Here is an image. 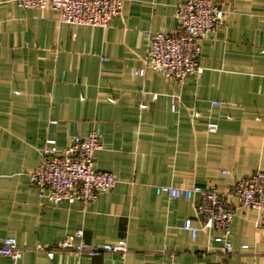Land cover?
I'll use <instances>...</instances> for the list:
<instances>
[{
    "label": "crops",
    "instance_id": "1",
    "mask_svg": "<svg viewBox=\"0 0 264 264\" xmlns=\"http://www.w3.org/2000/svg\"><path fill=\"white\" fill-rule=\"evenodd\" d=\"M182 1L125 0L102 29L0 0V246L14 238L18 264H163L169 254L175 264H264L256 228L264 210L230 200L233 251L225 254L214 230L192 239L182 229L187 219L198 225L194 202L154 191L214 186L226 193L236 179L264 172V0H217L223 19L200 40L202 73L183 86L151 70L134 74L144 68L149 37L177 30ZM93 131L102 145L95 168L115 177V189L86 206L38 198L30 175L46 141L61 154L72 137ZM80 230L74 245L125 241L127 253L66 249L49 259L37 250ZM0 264L9 260L0 256Z\"/></svg>",
    "mask_w": 264,
    "mask_h": 264
},
{
    "label": "built area",
    "instance_id": "2",
    "mask_svg": "<svg viewBox=\"0 0 264 264\" xmlns=\"http://www.w3.org/2000/svg\"><path fill=\"white\" fill-rule=\"evenodd\" d=\"M21 9L54 11L63 24L88 26L106 29L122 9L125 0H13ZM176 16L178 28L172 33L158 32L149 37L147 56L144 68L134 74L143 76L145 70H151L167 81L183 86L186 80L194 75H200L199 65L201 46L200 40L207 37L218 22L223 19V11L217 0H185L177 4ZM156 96H153L155 99ZM219 106L220 102L213 101ZM171 109H175V100L171 101ZM208 131H217L216 123H209ZM99 134L93 131L86 136L77 135L70 139L61 154L55 147L54 140H47L42 151L40 165L30 175V182L38 198L50 204H72L80 202L83 206L95 201L99 194L115 189L117 181L108 172H100L95 168L96 154L101 149ZM157 196L169 199H183L194 202L197 226L187 219L182 229L188 231L194 239L199 231L214 230L217 236L214 242L221 244L225 254L233 251L228 236L235 215V208L230 203L233 200L237 206L261 212L264 210V172L256 170L252 174L236 179L226 193L219 192L214 186H194L177 188L160 185L154 188ZM260 235L264 239V217L256 223ZM82 231L53 248L38 246L37 250L46 252L52 259L56 250L71 249L77 255L86 254L96 257L102 253H118L125 255V241L114 244H104L92 247L73 240L80 239ZM243 249L246 246L242 247ZM0 256L9 260V264H18L22 257V249L16 240L7 237L0 246ZM168 261L163 264H175L176 255L169 254Z\"/></svg>",
    "mask_w": 264,
    "mask_h": 264
}]
</instances>
